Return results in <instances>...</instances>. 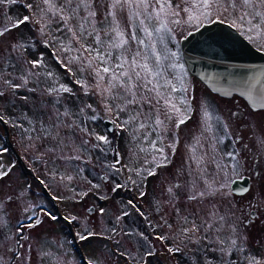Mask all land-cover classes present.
Listing matches in <instances>:
<instances>
[{
	"label": "rangeland",
	"instance_id": "1",
	"mask_svg": "<svg viewBox=\"0 0 264 264\" xmlns=\"http://www.w3.org/2000/svg\"><path fill=\"white\" fill-rule=\"evenodd\" d=\"M28 3L33 4V9L30 10L25 6ZM37 3L39 0H18L16 4L0 5V30H3L5 25L11 27L9 17L15 19L31 13L35 20H40L41 15L35 7ZM226 22L232 24V18ZM41 26L40 23L35 22L25 23L0 36V57H7L3 63H7L8 60L16 62V57L21 55L28 60L38 59L43 55L47 65L46 70L51 71L53 76L48 81L41 76L40 89L53 82H58L57 86L63 83L70 87L76 95L62 93L61 103L55 105L54 108L55 94L41 95L39 91L29 93L25 89H19L13 94L7 86L0 85L5 90V95L0 97V115L4 117L15 148L26 165L54 195L63 215L77 218L71 223L74 235L87 257L86 260L93 261V264H202L204 257L194 251L195 244L189 243L185 247L181 243L184 237L179 235V229L183 226L182 217L186 214L185 210H199L200 216H205V213L214 210L213 206H215V209H219L223 214L225 209L231 206V201L237 208L245 209L242 214H237L246 217L249 214L248 202L252 201L254 206L256 204L254 195L257 200L262 201L259 211L252 217V222L246 224L247 220H245L240 225V231L247 235L245 250L264 258V250L260 249V242L264 241V110L255 112L242 98L233 96L221 99L210 90L199 87L198 83V85L191 84L193 79L188 73L180 49L182 34L176 32L175 40L169 44V47L177 52L179 62L184 65V83L188 89H191L192 97L188 98L190 119L178 129L169 128L165 133L169 138L165 141V145L173 139V133H177L174 138L178 143L175 144L174 151L166 148L170 163L156 168L151 162V155L147 151L139 152L136 143L131 140L128 133H110L109 137L113 141L111 148L119 152L122 164H127L129 167L151 168L156 173L154 176L146 177L142 173L141 177L137 178L134 173H130L125 168L118 175L110 174L105 165L114 161L116 158L114 154L109 152L105 155L99 149L91 153L82 152L79 145L84 134L74 133L73 130L65 127L71 120H76V116L61 117L64 123L53 127L57 122L55 109L63 113L67 107L70 113L75 112L79 107L78 99L81 102L92 104L101 115L104 113L97 103L99 97L93 96L91 92L88 96H84L80 86L74 82L81 75L78 71V64L70 65L72 72L75 73L73 76L55 59L53 53L61 60H64L65 56L76 54L61 53L58 45L53 44V38L62 36V33L55 31L57 26L53 23V31L43 37L39 33ZM239 27L240 25L237 24L236 28ZM241 33L249 39L247 33ZM249 40L254 46L264 51V36ZM17 42L24 44L27 51L20 49L12 52L11 46ZM45 42L53 46L52 51L45 46ZM8 53L11 55L8 56ZM17 69H19V64H17ZM8 71L12 69L9 68ZM37 71L43 72L45 69L41 68ZM17 74L18 72L13 73V75ZM83 75L87 76V72ZM89 83H91L90 79ZM28 87H36V85L30 81ZM23 95L30 97L28 102L18 98ZM42 105L47 107L44 108ZM233 113H238V115H233ZM86 114L91 115V110H88ZM38 119L43 120L44 127L52 129L51 135L31 131L32 127L40 128ZM106 120L109 118L106 117L95 123L89 121L88 126L90 129L95 127L96 131L103 134L102 130L107 128ZM23 129H29V131L25 132ZM246 130L250 132L253 139L250 142L252 148L241 146L236 142V131L243 133ZM214 137H222V142L218 145ZM58 141H63L62 148L58 147ZM92 143L95 141L93 140ZM142 146L148 148L146 143ZM233 147L240 150L239 158L242 160L243 168L239 172L251 173L252 186L249 191L244 195L233 194L229 188L232 178L224 189L226 195L209 197L203 203L189 202L187 196L192 181L195 180L196 191L204 190L205 185L200 177L204 175L209 182L212 181L215 169V164L212 163L213 156H217L220 163L227 165L230 159L224 156V153L233 150ZM0 149H7V151H0V165L10 169V175L0 180V205H2L0 207V257H2L0 264H21L25 255L29 258L27 264H85L74 246L65 221L61 219L52 221L39 212V208L43 207L56 215L50 199L41 192L39 184L23 173L17 160L9 151L1 124ZM134 150L135 155H133ZM77 155L83 156V160L65 162L63 159L65 156ZM257 155L263 159H256ZM145 157L148 162H145ZM220 157L223 159H219ZM252 158H254L253 163L255 161L257 163L259 176H253V163L250 162ZM130 159L133 161L131 164H129ZM198 163L200 169L206 168V172L200 173L197 168ZM77 167L83 168L79 174L76 171ZM228 172L234 175L231 169ZM106 174H108L107 180L100 179ZM69 175L73 179L68 180ZM130 176L132 180L137 181V184L129 182L124 189L112 191L113 182L124 183ZM223 177V175L217 177V183L213 184L214 188L220 181H223ZM94 184H98L99 188L92 187ZM176 185H181V187L177 188ZM168 188L173 189L172 194L167 192ZM85 192L87 195H84ZM141 192L145 193L143 197L140 195ZM128 200H132L136 208L125 207ZM92 206L94 211L88 212V208ZM101 208L105 209L103 214L100 213ZM137 208L139 212L144 213V216L139 214ZM176 209L180 210L179 217L176 215ZM34 211L39 215L42 223L24 230L27 239L22 241L24 248L18 249L17 252L18 225L22 222L30 223L27 217ZM124 211H128L130 215L123 216ZM252 211H255V207ZM117 217L122 218L117 220ZM162 217L173 225L172 229H168L167 226L159 227L163 224ZM150 224L157 226L155 230L149 226ZM84 229L97 235L87 241H82L78 239L77 233ZM112 229L116 231L113 233ZM129 231L133 234L125 235ZM136 232H144L148 236L153 256L145 255L147 245L135 234ZM160 235L170 238L164 241L156 239ZM174 244L181 247V253L168 251V245L171 247ZM17 255L19 259L16 258ZM243 255L244 253L240 254L241 259ZM218 258L217 254H209L207 257L213 264H217ZM229 259H236L235 254Z\"/></svg>",
	"mask_w": 264,
	"mask_h": 264
},
{
	"label": "snow or ice",
	"instance_id": "2",
	"mask_svg": "<svg viewBox=\"0 0 264 264\" xmlns=\"http://www.w3.org/2000/svg\"><path fill=\"white\" fill-rule=\"evenodd\" d=\"M18 0H0V5L16 4ZM28 9H33V4L25 5ZM41 15L40 20H35L30 13L28 16L9 17L11 27L5 25L0 30V36L5 35L13 28L19 27L25 23H40V35L48 36L53 31V23L57 26L56 32L62 33V36L53 38V44L58 45L61 53H76L75 55L65 56L61 60L59 56L53 55L57 62L67 71L75 76L70 65L78 64V71L81 73L75 83L83 91L84 96L91 92L93 96H98L97 103L101 106L103 115L93 107L92 104L84 103L77 100L78 110L71 112L65 107L63 113L55 109L57 122L53 127L64 123L61 117L74 115L76 120H71L65 127L73 130L74 133H83L84 138L81 140L79 148L84 153L99 149L107 155L109 152L116 157L113 162L106 163L105 167L110 174L118 175L125 168L130 173H134L140 178L142 173L146 176H154L156 173L151 168L129 167L121 163L119 152L111 148L113 141L110 139V133L126 132L132 141L136 143L139 152H148L151 155V162L156 168L164 167L170 163L168 159V150L174 151L175 144L178 141L174 138L165 145L168 136L165 133L169 128L178 129L185 124L190 116L188 115L189 100L187 97L188 88L185 86L183 71L184 65L179 62L176 51L169 47L175 40L176 32H181L182 38L186 39L191 36L193 29H199L205 21L210 23H225L232 18V27L240 25L237 31L247 33L249 39H256L264 36V0H39L35 5ZM219 18V19H218ZM62 25V27H61ZM44 42V41H42ZM178 42V41H177ZM33 46V45H30ZM46 47H50L45 42ZM12 52L20 49L27 51L24 44L17 42L11 46ZM8 56L11 53L7 54ZM7 57H0V85L7 86L13 94L19 89H25L27 92H38L41 95H53V107L61 103V94L68 93L75 96L73 90L63 83L53 82L47 87L40 89L41 79L45 81L53 76L51 71H47V65L44 62L43 55L38 59L28 60L23 56L16 57V62L8 60L3 63ZM19 64V69H17ZM11 68L12 71H8ZM44 68L40 72L37 69ZM18 72L17 75H13ZM87 72V76L83 74ZM89 79L91 83H89ZM19 81L14 82V81ZM33 81L36 87H28L29 82ZM264 88V85H261ZM94 89V91H92ZM5 95V90L0 87V97ZM24 102H28L30 97L23 95L18 97ZM264 100V94L261 95ZM46 108V105H42ZM91 110V115L87 111ZM238 115V113H233ZM109 118L112 128H105L101 132L96 131L95 127L91 129L88 122L95 123L98 120ZM3 115H0V121H3ZM40 128H31L33 132H43L51 135L52 129L44 127L43 120H37ZM32 124V121H29ZM20 127L23 128L22 125ZM226 127V125L224 126ZM28 132L29 129H23ZM31 139V136H29ZM213 139L222 142V137ZM95 143H92V141ZM146 143V149L142 145ZM235 141L233 142V144ZM58 147H63V141H58ZM7 151V149H0ZM135 155V150L133 151ZM224 156L230 159V163L224 165L220 163L217 156H213L212 163L215 164L212 181L209 182L204 175H201L205 187L202 191H196L195 180L192 181L188 191L187 199L189 202L203 201L209 197L217 195H226L224 189L227 180L220 181L217 187V177L228 176V170L233 173L239 172L243 168L242 160L239 158L240 150L235 149L227 151ZM65 162L81 161L83 156H65ZM99 159V158H98ZM219 159H223L220 157ZM145 162L147 157H145ZM202 162V161H201ZM133 163L130 159L129 164ZM119 165V167H117ZM197 168L200 173L206 172L200 169L199 163ZM77 173L83 171V168L77 167ZM257 176L259 171L254 169ZM10 175V169L0 165V180ZM64 179V177H61ZM73 179L72 176L67 177ZM102 180L108 179V174L100 177ZM131 182V176L124 183L113 182L112 191L124 189ZM235 183V181H233ZM92 187L99 188L98 184ZM177 188L181 185H176ZM249 189L245 188V192ZM258 193L260 189L258 188ZM167 192L172 194L173 189L168 188ZM230 194V193H229ZM84 195H87L85 192ZM141 197L145 195L140 193ZM175 198L174 196L172 197ZM11 199V197L9 198ZM256 200L255 206L252 201L248 202L249 214L246 217L238 215L243 213V207L237 208L234 202L230 201V207L226 208L221 214L219 209L210 210L205 216H200L199 210L188 211L182 217L183 226L179 229V235L184 239L181 241L185 247L189 243L195 244L194 251L201 254L204 259L202 264H213L207 257L209 254H217V264H264V258L253 255L245 250L244 245L247 242V235L240 231V225L245 221L252 222L253 215L259 211L261 200ZM136 205L132 200H128L125 207ZM2 207V205H0ZM255 207V211L252 209ZM94 211V209H90ZM105 209L101 208L103 214ZM139 212V209L137 208ZM48 219L58 221L61 217L54 215L51 210L43 207L39 208ZM144 216L143 212H139ZM128 211L123 212V216H128ZM176 215L180 216V210L176 209ZM69 223L76 220V217H62ZM122 217H117L120 220ZM30 223H20L16 233V245L18 249L24 248L22 241L27 239L25 229L32 228L42 223L39 215L34 211L27 217ZM163 224L159 227L167 226L172 229L173 225L163 217ZM155 230L156 225H149ZM227 227V230H226ZM113 233L115 229L111 230ZM133 232H126L125 235H132ZM136 235L147 245L145 255L151 257L154 255L151 248V242L144 232H136ZM97 234L84 229L77 233L78 239L87 241ZM170 237L166 235L157 236L156 239L164 241ZM260 249L264 250V241L260 242ZM30 250V246H29ZM170 253H181L179 245L168 247ZM244 253L242 259L240 254ZM235 254L236 259H229ZM19 259V255L16 257ZM28 257L25 255L21 264H27ZM2 262V257H0ZM87 264H93V261H87Z\"/></svg>",
	"mask_w": 264,
	"mask_h": 264
},
{
	"label": "water",
	"instance_id": "3",
	"mask_svg": "<svg viewBox=\"0 0 264 264\" xmlns=\"http://www.w3.org/2000/svg\"><path fill=\"white\" fill-rule=\"evenodd\" d=\"M192 33L180 41L182 56L189 72L205 83L212 92L225 98L237 95L243 98L252 110H264V100L261 99L264 94V88L261 87L264 85V51L254 46L236 27L227 22H204L198 30L193 29ZM105 122L107 128L113 127L109 120ZM0 124L4 129L5 142L22 166L23 172L38 181L44 194L50 198L58 217L64 220L62 217L65 216L55 197L33 170L25 165L15 149L7 124L4 120L0 121ZM250 186L249 176L235 177L230 183V190L235 195H244L249 191L245 192V188L250 189ZM90 209L94 207L88 208V212H92ZM64 221L78 252L87 261L74 235L72 223Z\"/></svg>",
	"mask_w": 264,
	"mask_h": 264
},
{
	"label": "flooded vegetation",
	"instance_id": "4",
	"mask_svg": "<svg viewBox=\"0 0 264 264\" xmlns=\"http://www.w3.org/2000/svg\"><path fill=\"white\" fill-rule=\"evenodd\" d=\"M180 49H181V47H180ZM183 63H184V61H183ZM188 73H189V75L192 77V79H193V82H191V84H194L195 83V85H198L199 87H202V88H204V89H206V90H210L206 85H205V83H203L198 77H196V76H194L193 74H191L189 71H188ZM198 83V84H197ZM201 85V86H200ZM187 87V86H186ZM211 91V90H210ZM212 92V91H211ZM214 95H216V96H218V97H221L220 95H218V94H216V93H214V92H212ZM237 96V95H236ZM187 97L188 98H191L192 97V95H191V89L189 88L188 89V93H187ZM239 97V96H238ZM224 97H221V99H223ZM239 98H241V97H239ZM224 99H227V98H224ZM259 111H261V110H259ZM256 112V111H255ZM184 125V124H183ZM175 135L177 134V133H174ZM233 135H234V132H233ZM235 139H236V142L237 143H241V144H246L247 142H248V140L247 141H245L244 142V140H245V137L247 136V137H249V136H251L250 135V132H248L247 130L245 131V132H243V133H241V132H237L236 131V134H235ZM14 145V144H13ZM15 147V146H14ZM8 149H9V147H8ZM16 149V148H15ZM17 150V149H16ZM9 151L11 152V150L9 149ZM18 152V151H17ZM19 153V152H18ZM11 154L13 155V157L16 159V157H15V155L11 152ZM20 154V153H19ZM21 156V155H20ZM23 159V158H22ZM256 159H260L259 157H256ZM17 160V159H16ZM253 160H254V158H252L251 160H250V162H252L253 163ZM23 161H24V159H23ZM25 163V162H24ZM25 165H26V163H25ZM20 168H22V166H20ZM254 169L255 170H257L258 171V169H257V163H256V161L253 163V176H255L256 174H255V172H254ZM34 172V171H33ZM35 173V172H34ZM24 174H26V173H24ZM239 174H241L242 176H249V178H250V180H251V186H252V177L250 176L251 175V173H245V172H243V171H241V172H238V174L236 175V176H238ZM28 175V177H30V178H32L29 174H26V176ZM238 176V177H242V176ZM37 176V175H36ZM235 176V177H236ZM38 177V176H37ZM235 177H233V179L235 178ZM33 179V178H32ZM33 180H35L37 183H38V181L36 180V179H33ZM39 184V183H38ZM251 186H250V188H251ZM39 187H40V189H41V192L44 194V192L42 191V188H41V186H40V184H39ZM230 188V187H229ZM51 192V191H50ZM45 195V194H44ZM46 196V195H45ZM80 255V254H79ZM81 257V256H80ZM81 260L83 261V263H85V264H87L82 258H81Z\"/></svg>",
	"mask_w": 264,
	"mask_h": 264
},
{
	"label": "trees",
	"instance_id": "5",
	"mask_svg": "<svg viewBox=\"0 0 264 264\" xmlns=\"http://www.w3.org/2000/svg\"><path fill=\"white\" fill-rule=\"evenodd\" d=\"M50 45V44H49ZM49 48V50L50 51H52V49H53V46L51 45L50 47H48ZM53 53V52H52ZM57 56V55H56ZM55 57V56H54ZM56 59V58H55ZM57 60V59H56ZM237 98H239L238 96H236ZM248 140V142L246 143V144H241L240 143V145L241 146H250L251 145V143L250 142H252V138H251V136H249V137H245V140H244V142L245 141H247ZM216 143L219 145L220 144V141L219 140H216ZM253 144V143H252ZM251 147V146H250ZM252 148V147H251ZM216 150H218L217 148H216ZM254 151V150H253ZM256 157H259L260 158V160H262L263 159V157H261L260 155H257ZM238 174V172L237 173H234V175H231V174H228V176L227 177H223V181L224 180H227V182L228 181H230L233 177H235L236 175ZM62 220V219H61ZM64 221V220H63ZM66 223V222H65ZM168 247H169V245H168ZM87 258V257H86Z\"/></svg>",
	"mask_w": 264,
	"mask_h": 264
}]
</instances>
